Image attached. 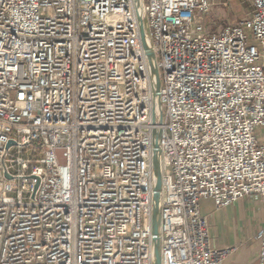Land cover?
<instances>
[{"label": "built area", "instance_id": "obj_1", "mask_svg": "<svg viewBox=\"0 0 264 264\" xmlns=\"http://www.w3.org/2000/svg\"><path fill=\"white\" fill-rule=\"evenodd\" d=\"M215 1L0 0V264H152L156 133L160 264H222L199 203L251 196L263 264L264 0Z\"/></svg>", "mask_w": 264, "mask_h": 264}, {"label": "crops", "instance_id": "obj_2", "mask_svg": "<svg viewBox=\"0 0 264 264\" xmlns=\"http://www.w3.org/2000/svg\"><path fill=\"white\" fill-rule=\"evenodd\" d=\"M199 207L208 226L210 246L231 250L222 264H261L257 234L262 226L263 208L258 198L247 197L219 210L205 199Z\"/></svg>", "mask_w": 264, "mask_h": 264}, {"label": "water", "instance_id": "obj_3", "mask_svg": "<svg viewBox=\"0 0 264 264\" xmlns=\"http://www.w3.org/2000/svg\"><path fill=\"white\" fill-rule=\"evenodd\" d=\"M135 7L139 13H141V9L143 6V0H134ZM138 25L141 43L143 49L145 51L148 66L150 68L152 81L154 87L153 90V98L155 100L156 105L160 110V102H159V93L156 92L160 89V79L157 72V69L154 64V56L151 49L148 46L147 39L144 35L143 31V22L142 17L139 14L138 16ZM159 134L156 133L154 136V145H153V156H152V170H153V195H152V218H151V236H152V247H153V258L152 264H160V243H159V227H160V206H161V182H162V173H161V159L160 153L157 146ZM9 143L8 145H10ZM156 144V145H155Z\"/></svg>", "mask_w": 264, "mask_h": 264}, {"label": "rangeland", "instance_id": "obj_4", "mask_svg": "<svg viewBox=\"0 0 264 264\" xmlns=\"http://www.w3.org/2000/svg\"><path fill=\"white\" fill-rule=\"evenodd\" d=\"M251 0H216L202 23L205 34L219 31L226 25H238L251 11Z\"/></svg>", "mask_w": 264, "mask_h": 264}, {"label": "bare ground", "instance_id": "obj_5", "mask_svg": "<svg viewBox=\"0 0 264 264\" xmlns=\"http://www.w3.org/2000/svg\"><path fill=\"white\" fill-rule=\"evenodd\" d=\"M154 84L153 81H152V86L154 87ZM156 92L159 93V90H157ZM155 107L159 110V107L157 105H155ZM156 145V144H155ZM165 165H166V160L165 159H162L161 160V173L165 170ZM158 235H159V232H158Z\"/></svg>", "mask_w": 264, "mask_h": 264}]
</instances>
